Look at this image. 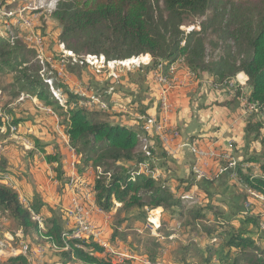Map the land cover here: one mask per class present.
<instances>
[{
  "label": "trees",
  "instance_id": "obj_1",
  "mask_svg": "<svg viewBox=\"0 0 264 264\" xmlns=\"http://www.w3.org/2000/svg\"><path fill=\"white\" fill-rule=\"evenodd\" d=\"M53 16L61 26L60 43L81 59L96 55L111 62L146 55L152 60L151 65L144 68L147 72L156 71L162 64L168 72L172 62L181 60L189 72L212 76L215 86L228 87L239 73L248 76V92L243 93L239 85L233 91L238 100L244 98L248 104L256 106V111L248 114L245 129L247 148L254 146L253 152L247 151L249 154L242 161L236 162L227 170L229 172L225 171L227 175L235 174L240 185L239 188L237 184L240 204L234 214L237 222L217 214L216 219L221 221L208 225L202 208H186L185 200L169 190L162 180L150 172L139 173L142 163L153 171L157 160L153 147L150 157L140 149L139 136H147L142 128L144 124L140 130H135L111 122L110 118L101 119L106 115L92 112L83 104L91 101L89 98L86 100L65 86L62 87L68 98L66 106L58 105L52 101V93L41 72L28 75L31 69L24 62L22 50L16 48L13 40L0 38V79L16 73L15 80L22 90H31L45 105L52 106L69 145L81 157L79 172L89 165L96 169L95 204L104 212L115 211L117 216V226L110 237L114 247L125 244L115 239L121 236L125 241L126 223L145 225L149 223L147 210L163 206L171 219L179 215L180 220L188 217L190 226L199 227L198 232H204L211 239H222L217 247L210 243V238L202 246L188 241L176 252L177 264H193V260L196 264H264V233L259 217L240 213L252 194L264 196V0H72ZM200 19L203 20L201 30L185 35L181 28L194 25ZM14 27L17 32L24 31L22 24L20 28ZM97 35L103 37L107 48L94 50L92 45L96 46ZM71 37L89 39L86 41L89 48L80 54L78 46L68 44ZM208 46L212 53H208ZM54 58L64 61L63 52H57ZM63 63L73 67L80 64ZM30 78L33 81L29 83ZM17 114L11 108L0 115V135H8L13 128L19 130L24 120ZM256 145L260 146L259 150ZM46 160L50 165H57L55 172L61 189H65L67 180L59 155H47ZM9 173L3 163L0 175ZM213 184L209 180L205 182L203 189L208 196ZM212 207L208 205L209 212ZM0 213V218L15 223L25 236L43 229L47 243L57 250L52 264H111L97 256L105 252L98 243L67 239L64 236L68 228L66 210L49 206L37 192L28 196L25 204L15 188L0 183ZM121 227L124 228L121 230ZM195 227L192 230H197ZM153 241L155 251L145 255L149 264L161 259L162 243L159 238ZM26 259V255H18L4 263L27 264Z\"/></svg>",
  "mask_w": 264,
  "mask_h": 264
},
{
  "label": "rangeland",
  "instance_id": "obj_2",
  "mask_svg": "<svg viewBox=\"0 0 264 264\" xmlns=\"http://www.w3.org/2000/svg\"><path fill=\"white\" fill-rule=\"evenodd\" d=\"M72 0H0V38H8L13 40V43L16 45V48L22 50L25 61L28 63L29 68L31 69L28 75H32L36 72H41L43 80L49 86V90L52 93L53 99L55 100L58 105L66 106V101L68 100L67 96L64 93V89L62 86H65L71 92H80L90 93L96 96V99H100L101 102L105 103L108 107L103 108L100 104L94 103L91 101H84V105L95 113H103L106 117H101V119H109L111 122H118V123H131L128 117H125L124 112L132 114L133 107L129 105L130 98L129 93L131 89V84L140 85L141 79L140 76L146 70L144 68L147 63V60L150 61L146 55H141L138 57H133L131 60H125L126 62H138L135 65H129L122 67L119 64L112 65V67H101L95 65H83L79 64V66L73 67V65H69V63H63V59L55 60L54 55L57 52H63L65 48L66 51L71 52L65 44L60 43L59 39L61 37V26L59 22L54 18L53 14L56 10L61 8L63 4H68ZM25 20L29 22L30 26L27 28H21L24 31L17 32L14 26L20 28V20ZM203 20L200 19L197 23L191 26H183L181 29L185 32V35L190 34L192 31H200L201 25ZM96 37V46L93 44L92 47L94 50H101L102 48H107V44L104 42L102 36L97 35ZM37 39L40 40L39 44L36 45ZM214 39V38H213ZM61 40V39H60ZM87 39L84 38L77 39L75 37L70 38V42L68 44L78 46V49L81 51L80 54L83 53V50L86 51V48H89L86 43ZM89 41V39H88ZM87 41V42H88ZM186 43V42H185ZM183 43V44H185ZM63 47V48H62ZM209 52L212 53L210 47H207ZM73 53V52H71ZM75 55V54H74ZM216 55V54H215ZM214 56V55H213ZM100 57V56H99ZM124 61V62H125ZM114 62V61H112ZM51 64V65H50ZM142 64V65H141ZM69 65V66H68ZM97 66V67H96ZM178 67L175 76L177 79V83H181L180 76L184 75L186 70L182 66L179 61L172 62L170 65ZM171 70V69H170ZM166 75L168 72L165 70L163 71ZM154 73H156L154 71ZM197 74V73H195ZM200 82H204L206 73H200L199 75H193L194 77L201 76ZM74 75V76H73ZM16 73H9L4 78L0 79V115L5 113V110H10L14 108L17 113L24 114L27 113L28 119H30L31 127L36 128V135L39 134L38 137H41L44 142H51V148L55 145L62 147V142H64L62 130L57 127L56 132L54 135H51L50 125L48 123L52 122L51 118L47 115L40 114V110H36L32 105V102H35L37 97L32 93L31 90H22L21 84L17 83L15 80ZM72 76L77 79V81L72 80ZM209 76V75H208ZM33 79H29V83L32 82ZM151 81V80H150ZM156 81L158 84L157 76L154 75L151 81ZM233 88L220 86L221 88L228 89L234 93L233 89L236 86V82L233 81ZM161 85V84H160ZM182 85V83H181ZM180 85V86H181ZM89 86L91 87L89 90ZM162 86V85H161ZM157 85L158 97L159 100L157 101V112H159V116L156 115H148L151 118H155L156 120H165L170 115V108L171 104L169 102V110L165 112L163 110V97L162 91L160 87ZM108 88H112L113 91H110ZM243 88V87H242ZM77 90V91H76ZM248 88L244 90L243 93H247ZM152 94L149 96L153 98L155 96V91L151 92ZM82 95V94H81ZM91 96L90 94H86L85 98L88 100V97ZM152 96V97H151ZM157 97V98H158ZM91 98V97H89ZM169 100V99H168ZM39 101V100H38ZM246 101V99H245ZM41 103V101H39ZM239 99V103H240ZM42 104V103H41ZM43 105V104H42ZM47 111L55 114V109L52 106H46ZM34 108V109H33ZM142 112V110H141ZM49 114V113H48ZM137 114V113H136ZM143 116V115H142ZM100 118V117H99ZM98 118V119H99ZM122 121V122H121ZM170 125L169 119L167 121ZM166 123V122H163ZM141 124L142 121H141ZM140 124V125H141ZM143 130L147 133V136L140 135V149L144 152H149L150 148L154 145V139H158L156 133L151 132L147 129V126L144 124L142 126ZM62 136L63 139H59L58 135ZM19 135V130H15V128L11 129V132L6 134L0 135V168H2V164L5 163L8 165V168H12L13 173L12 175H7L3 177L0 176V183L4 184L7 183L13 188L16 189V184L13 183V176L16 174L15 172L20 173V176L25 179L23 181L28 188L29 193L38 192L42 199L52 207H59L61 208L63 200H66L67 195L64 193H60L61 185L59 182L55 181L56 173H54L51 169L45 166L46 164L42 161L40 157L36 156H29L27 150H31L30 144L27 147L28 141L24 139H20L17 137ZM161 138V137H160ZM25 143L26 150H22V144ZM170 145H168L169 147ZM232 152H230L231 156L239 162L236 158V154L234 151L236 147L233 143L229 144L228 146ZM29 148V149H28ZM165 148H167L165 146ZM55 149V148H54ZM205 151H212L213 149L204 148ZM167 150V149H166ZM62 153V149H61ZM234 153V154H232ZM52 154H57L55 151ZM55 156V155H54ZM205 160H199L196 162V167L198 169H202L205 176L208 177L213 175L208 170H210L212 166L211 160L209 157H204ZM8 162V164H7ZM14 163V165H13ZM194 165V164H193ZM157 169V167H156ZM158 170V169H157ZM51 173V174H50ZM67 174V173H66ZM52 177L54 179H52ZM215 178V176H212ZM70 178V177H69ZM216 179V178H215ZM58 183V185L55 184ZM57 186V191H56ZM19 190H21L19 188ZM22 191V190H21ZM21 201L25 204L28 202L27 193L20 192ZM191 201L194 203L196 202V196H189ZM71 203V198H70ZM213 201H211L212 206ZM64 205L69 208V205L65 202ZM213 204L212 210L208 213L209 220L212 217H217V214H221L220 218L227 219L225 214H230L221 210H215L217 208ZM66 207H63L62 210H65ZM234 208L238 210V203L234 205ZM248 210L249 216H257L259 217L260 228L264 233V196L262 195H255L254 197H249L248 200L243 204V209L241 210V214H246ZM161 210L156 209L153 211L155 214L159 213ZM1 214V213H0ZM115 214V212H114ZM167 214V213H166ZM215 214V215H214ZM234 214V213H232ZM225 215V216H224ZM233 216V215H232ZM231 216V218H232ZM150 218V216L148 217ZM181 216H176V218L171 219L169 215L160 218L157 215L153 216L152 221L149 223L153 226L151 229L155 231L156 234L165 236L167 232H171L172 235H176L177 237L182 238V236H186L187 234L191 233L189 237H198V228L195 226H190V218L184 217L183 220H180ZM230 218V219H231ZM95 214L91 215V220L94 221ZM95 222V221H94ZM93 222V223H94ZM95 225L99 226L98 223H94ZM212 225V224H211ZM117 226V216L116 214L113 215L111 220V228ZM134 224L126 223L125 229L123 233L126 235L124 240L121 239V236H117L116 241L125 243L121 245L122 247H126L128 251H132L133 254H146L149 256V253L154 252V244L153 238L149 236V231L142 229V233L138 230H134ZM185 227V228H184ZM188 227V228H186ZM195 227L197 230H192ZM203 228V227H202ZM159 230L160 233H157ZM107 231V230H106ZM109 232V231H108ZM120 232V231H119ZM105 233V231H104ZM110 234H108L109 236ZM112 237V234L111 236ZM109 237V238H110ZM107 238V237H106ZM25 240L27 244H30L32 252H39L41 253V257L34 256L35 259L30 258V260L26 259L27 264H52L49 262L48 259L49 252L47 250H52L54 253H57L56 248H53L47 243L46 238H44V231L43 229L41 232L37 234H29L27 236L23 235L22 231L18 229V226L13 223L12 221L8 220L7 218H0V264H3L9 258H13L11 255V250L14 249L15 253H19L21 250L20 242ZM179 242L183 243V241ZM128 244V246H127ZM150 248V249H149ZM149 249V250H148ZM179 249L176 248L168 254L170 255L167 257L168 259L171 257H176V252ZM162 250V249H161ZM163 253V252H162ZM166 257V255H162ZM17 257V256H16ZM101 258V257H100ZM104 261L105 259L102 258ZM130 260V259H127ZM135 260V259H134ZM170 260V259H169ZM136 261H129L128 264H134ZM167 259H160V263H169ZM5 264V263H4ZM121 264L122 258H121Z\"/></svg>",
  "mask_w": 264,
  "mask_h": 264
},
{
  "label": "crops",
  "instance_id": "obj_3",
  "mask_svg": "<svg viewBox=\"0 0 264 264\" xmlns=\"http://www.w3.org/2000/svg\"><path fill=\"white\" fill-rule=\"evenodd\" d=\"M150 64L151 62L147 60V63L144 65L145 67H148ZM172 67H169V71H171L170 69H172ZM159 69H161V72H163L165 70L164 64H162ZM184 69L186 70L185 74L183 76H180L182 85L179 82L177 87L169 90L167 93L169 102L171 104V113L165 119L167 125L166 137L168 138V143H165L160 137H158L159 140L156 138L154 139L153 148L156 152L157 159L154 164L155 168L157 167L158 171L160 172L159 179L165 183L167 188L171 190L175 195H177L178 197H182V199L185 200L183 202L185 203L186 208L193 206L202 208L203 212L207 214L206 219L209 220V211L207 207L209 204L211 205V201H213L212 206L213 204H216V209L220 212L224 209L225 212L230 213L225 215L230 218L233 215L232 220L234 222H237L236 216L234 215L236 211L234 205L237 203L238 205L240 204V201L237 198V184L239 188L240 185L235 174H226V172L230 171H227L228 169H225L229 164V160L222 156L231 154L230 152L232 151L228 147L231 143H233L236 147L234 153L236 154V158H238L237 160L239 162L246 157V154L253 152L254 146L248 149V146L245 141V129L247 122L246 120L248 116L244 114V111L241 108V103H239L238 98L234 96V93L228 90L227 88L224 89L220 86H215L213 83L214 81L212 76H208V74L206 73L207 75H204L206 81L200 82V77H202L203 74L201 76L194 77L193 75L199 74L189 72V70H187L185 67ZM73 76L72 80L74 82L77 81V79ZM153 76L154 71H144L140 85L131 84L132 86L128 96L130 98L129 105L133 107V110L137 114L134 112L132 114L124 112L125 117H128L129 120H131V123L124 124L125 122H123L121 124L131 127L135 130H140L142 126L141 121L143 124H145L143 118L149 117L148 115H156L157 117L159 116V112H157V101L159 100V90L157 89V85L160 87L162 94H164V87L163 85L161 86L160 84H158L156 81H153V83L151 84ZM178 80L179 79H177V81ZM233 81H235L236 84H238L239 86L243 87V92L245 88H248V76L245 73L237 74L234 78H232V82ZM108 89L110 91H113L112 88ZM152 91H155V96L153 98H150L149 96L152 94ZM81 94L83 97H85L86 94H90L91 96L89 97L94 96L90 93V91L88 93L82 91L80 92V95ZM38 100L32 102V105L36 110H40V114L52 117V122L48 123L50 125L51 135L55 134L57 127L62 130L61 132L63 133L64 138V142H62V147L59 149V147L55 145L51 148V145L53 144L52 140H50L51 142H44L45 139L38 137L39 134L36 135V128L31 127L32 124L30 122V119H28L26 112H24V114H22V112L17 114L18 116H21L24 120L19 128V135L17 137L28 141L27 147H29L30 144L31 150L29 148V150H27V154L29 156L40 157L42 161L46 164L45 166H47L49 171L51 169L54 173H56L55 168L57 165H50L46 160V156L59 155L62 165V171H64L66 177L65 180H67V187L65 189L60 188V193H64V195H67L66 200H63L62 202L61 208L66 207L64 205L65 202L68 204V206L71 204L70 198L72 199L73 192L70 191V189L68 188V181H70L71 179H74L77 182H81L82 184H86V188L83 192H86L91 197V202L95 203L94 185L97 175L96 169L92 165H89L88 167L84 168L81 172H79L78 166L81 165V157L69 145L68 137L65 135L64 128L59 124V118L57 114H52L51 112H48V114L47 112H45L47 111L46 106L48 105H45V103L41 101V103L43 104L42 105L39 102L40 100ZM168 119L170 125L167 122ZM174 132H177L178 135L175 136ZM57 135L58 134L56 133V136ZM61 135H58L59 139H63ZM190 144H194L202 151H205L204 148L213 149L212 151L205 152L214 153L218 155L217 157L209 158V160H211L212 162V166L208 171L210 173H213L216 179L212 177L213 175H210L208 177L205 176L202 179L196 178L193 169L196 165V162L198 161V156L191 152L190 148L188 147V145ZM168 145L170 146L168 147ZM21 146L22 150H26L25 143ZM165 146L167 148H165ZM259 148L260 146L256 145V149L259 150ZM54 151L57 154H52ZM5 166L10 171L8 175H12V168L9 169L8 165L6 164ZM147 172H150V174H152V171L149 169L148 165H144V171L139 170V173ZM15 173L16 174H14L13 176V183L17 186L16 190L18 192L20 191L23 193H27V196L32 195V193H29L26 184L23 183L25 179L20 176V173ZM5 176H7V174L3 175V177ZM152 176L155 175L152 174ZM218 176L219 178L217 179ZM52 179L54 178L52 177ZM208 180L214 182V186L212 185V187L209 188V193H211V195H209L210 197L203 189L205 182H208ZM55 181L59 182L61 185L57 173ZM57 182H55L56 185H58ZM19 188L22 191L19 190ZM90 189H93L94 192H90ZM190 195L197 197L195 203L194 201L192 202L189 198ZM255 195L260 194H252V197H254ZM66 209L67 207L65 208V210ZM97 209L99 208L97 207ZM157 209H160L161 211L157 214H155L154 212L153 213L157 215L158 218H160L161 216L165 217L166 215H169L166 214L165 207L162 206ZM155 210L156 209H152V211ZM176 210H178V208ZM114 212L107 213L102 210L100 211V209L95 212L94 221L95 223H98L99 227H101L103 231H105L104 237H107V240L113 232V228H111L110 225ZM220 221L221 219H216L215 215V217H212L206 223L208 225H211ZM67 227L68 226L66 222V228ZM123 228L121 227V230ZM134 228V230H138L140 233H142V229H148L147 231H149V236L151 238H159L162 243L161 259H167L168 261H170L168 264H177V261L174 257L169 258L170 260L167 258L170 256L168 252L182 245H186L188 241H192L194 242V244L202 246L210 238L204 232H199L198 237H189V235H184L180 239L176 235L172 234H170L169 236H167L166 234L165 236H161L156 234L155 231L151 229V225L149 223L145 225L135 224ZM157 233H160L159 230ZM108 234L110 235L108 236ZM176 239H179L180 241L184 240V242L181 243L178 240L176 241ZM221 242L222 239L210 238V243L214 244L215 247L219 246ZM125 250L128 251L126 247H122L121 251ZM128 252L131 256L134 257L135 260L132 259V261H136L134 262V264H144V260L148 259L147 256H145L146 254L141 253L135 255L132 253L131 250ZM38 253H40V251ZM54 254V252H49V256L48 259L46 258V261L50 260L49 262L54 263ZM162 255H166V257H163ZM97 256L99 258L101 257V259L104 258L112 264L120 263L118 257H112L110 254L107 253H105L104 255L98 254ZM192 263L196 264L197 261L193 260ZM68 264L79 263L76 262ZM126 264H128V262ZM155 264L167 263H160L159 261Z\"/></svg>",
  "mask_w": 264,
  "mask_h": 264
},
{
  "label": "built area",
  "instance_id": "obj_4",
  "mask_svg": "<svg viewBox=\"0 0 264 264\" xmlns=\"http://www.w3.org/2000/svg\"><path fill=\"white\" fill-rule=\"evenodd\" d=\"M20 24L23 25V28H27L30 26L29 22L22 19L20 20ZM39 42L40 40L37 39L36 45L39 44ZM63 55H64V61L70 62L72 64H77V63L83 64L85 62L86 64L93 67L97 65L101 67L103 66V67L111 68L112 65H116V64H119L122 67H124V66H129L131 64L135 65L138 62V60L137 62H124V60L108 62L106 61L104 56L99 57L96 55H87L81 59L78 56H75L73 53L66 51L65 48L63 49ZM151 61L152 60H150V62ZM179 62L181 63V60H179ZM177 69L178 67L173 66L171 71H169L168 74L166 75L164 72H161V69L158 68L155 71L156 73H154V75L157 76L158 82L164 87V92H163L164 94H162L163 97L162 105H163V110L165 112H168L169 110V100L167 93L169 90L178 86L177 78L175 76ZM233 85L234 84L232 82L228 87L233 88L234 87ZM91 100L98 105L100 104V106H102L103 108L108 107L105 103L101 102L100 99H96L95 96L91 97ZM240 101H241V108L246 116H248V114H250L251 112L256 111V106L248 104L244 98H240ZM143 119L145 121V125L147 126L148 130H150L153 133H156L158 136L161 137V139L165 143H168V138L166 137L167 125L166 123H163L165 122V120H156L155 118H151V117H147ZM174 135L177 136L178 133L174 132ZM188 147L190 148L193 154L198 156V162L199 160H205L204 157L212 158L218 156L217 154L214 153H207L205 151H202L194 144H190L188 145ZM146 154L148 157L151 156L150 151L146 152ZM222 157L229 160V164L225 169L232 168L234 164L237 162L231 155H225ZM139 170L144 171V163L140 165ZM193 172L197 179H202L205 177L203 170L198 169L196 165L194 166ZM152 174L155 175V178L160 177V172L155 168V166L153 167ZM68 188L70 189V191L73 192V197L71 199V205L69 206V208L66 209L68 228L64 236L70 240L94 241L98 243L105 249L104 254L107 253L110 254L112 257L113 256L118 257L120 262L119 264H121V258H122V263L124 262V264H126V261H132L134 257L131 256L130 253L126 250L121 251V247H114L111 241H109L110 238L107 240V238L104 237L103 229L95 225L94 224L95 222L91 220V215L95 214V212H97V210L99 209H97V206L94 202H91V197L86 192H83L84 189L86 188V184H82L81 182H77L76 180L71 179L69 181ZM89 191L93 192V189H90ZM147 213H148V217L155 216V214L151 210H147ZM247 213L248 210L246 211V214ZM149 222H150V218H149ZM20 247L21 250L19 253H15L14 249L11 250V255L13 257H16L18 255H26L27 259L30 260V258L35 259L34 256L36 257L42 256L38 252H32L31 249L29 248V244H27V242L24 239L20 242ZM144 264H149V260H144Z\"/></svg>",
  "mask_w": 264,
  "mask_h": 264
},
{
  "label": "bare ground",
  "instance_id": "obj_5",
  "mask_svg": "<svg viewBox=\"0 0 264 264\" xmlns=\"http://www.w3.org/2000/svg\"><path fill=\"white\" fill-rule=\"evenodd\" d=\"M129 60H131V59H129ZM126 61H127V60H126ZM126 61H125V62H126Z\"/></svg>",
  "mask_w": 264,
  "mask_h": 264
}]
</instances>
